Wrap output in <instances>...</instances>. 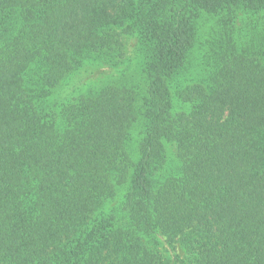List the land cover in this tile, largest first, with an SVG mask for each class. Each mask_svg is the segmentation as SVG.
I'll return each mask as SVG.
<instances>
[{"label": "trees", "instance_id": "trees-1", "mask_svg": "<svg viewBox=\"0 0 264 264\" xmlns=\"http://www.w3.org/2000/svg\"><path fill=\"white\" fill-rule=\"evenodd\" d=\"M0 264H264V0H0Z\"/></svg>", "mask_w": 264, "mask_h": 264}, {"label": "rangeland", "instance_id": "rangeland-1", "mask_svg": "<svg viewBox=\"0 0 264 264\" xmlns=\"http://www.w3.org/2000/svg\"><path fill=\"white\" fill-rule=\"evenodd\" d=\"M129 50H131V46H130ZM100 72L101 73H107V71H105L104 69H102V71H100ZM100 72H95L93 75L90 74L86 79L88 81L91 80L92 78L94 79L100 75Z\"/></svg>", "mask_w": 264, "mask_h": 264}]
</instances>
